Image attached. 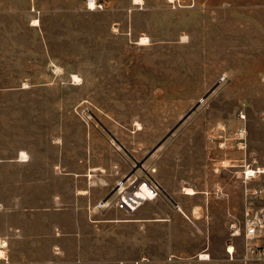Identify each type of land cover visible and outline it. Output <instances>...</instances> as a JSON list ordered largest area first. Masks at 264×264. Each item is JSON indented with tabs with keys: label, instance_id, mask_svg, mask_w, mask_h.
Wrapping results in <instances>:
<instances>
[{
	"label": "rangeland",
	"instance_id": "obj_1",
	"mask_svg": "<svg viewBox=\"0 0 264 264\" xmlns=\"http://www.w3.org/2000/svg\"><path fill=\"white\" fill-rule=\"evenodd\" d=\"M37 161L160 194L101 210ZM0 177V264H264V0H0Z\"/></svg>",
	"mask_w": 264,
	"mask_h": 264
},
{
	"label": "built area",
	"instance_id": "obj_2",
	"mask_svg": "<svg viewBox=\"0 0 264 264\" xmlns=\"http://www.w3.org/2000/svg\"><path fill=\"white\" fill-rule=\"evenodd\" d=\"M263 193V189L257 190ZM160 194L159 185L151 177L147 176H124L116 183L115 189L111 195L107 196L98 203L100 206H113L118 210L130 212L134 211L144 202L155 199ZM249 215V211H245ZM263 226V221L257 215L246 218L245 236L255 237ZM231 253L230 250H228Z\"/></svg>",
	"mask_w": 264,
	"mask_h": 264
},
{
	"label": "crops",
	"instance_id": "obj_3",
	"mask_svg": "<svg viewBox=\"0 0 264 264\" xmlns=\"http://www.w3.org/2000/svg\"><path fill=\"white\" fill-rule=\"evenodd\" d=\"M20 152L22 151H19L18 154H20ZM16 163L18 165H23V164H26V161L27 159L25 158H16ZM56 165L57 163H49L48 164V167H47V171H46V174H41L40 171H44L46 168L45 166H41L39 164V161L37 162H33L32 164V169H33V177H31V180H55L58 176V178H61V179H66V176H70V180H74L73 183H71V192L72 194L76 197V196H85V195H88L90 193L94 195L95 199L97 201H100V200H103L104 198H106V196L109 194L110 192V186H112L113 184H115L117 182V180H109L108 178H105L103 177L102 179H99V180H91V177H92V174L91 173H88L86 174L87 176L89 175V180H87V182L85 181V184L84 185H80V181L82 180V175H85L84 172H75V171H70V172H65V173H62L60 175H57V171H56ZM22 173V172H21ZM74 176V178L72 177ZM0 179H2L0 177ZM17 180H24L23 177H18ZM56 190H55V187H52V193L49 194V200L51 202H53L55 204V201H56V198H57V195H56ZM49 201V202H50ZM150 201V200H149ZM100 208L99 209H103V210H111V209H114L115 211H120L118 209H116L115 207L113 206H106L103 205V206H99ZM41 210L40 211H45V212H52V211H58L59 208H56L55 206H43L40 208Z\"/></svg>",
	"mask_w": 264,
	"mask_h": 264
},
{
	"label": "water",
	"instance_id": "obj_4",
	"mask_svg": "<svg viewBox=\"0 0 264 264\" xmlns=\"http://www.w3.org/2000/svg\"><path fill=\"white\" fill-rule=\"evenodd\" d=\"M215 87V85L212 87V88H210L209 90H208V92L203 96V97H201L199 100H198V102L179 120V122L163 137V139L160 141V143L169 135V134H171V132L175 129V127L176 126H178V124L179 123H181L185 118H186V116L199 104V102L205 97V96H207V94H209L210 92H211V90L213 89Z\"/></svg>",
	"mask_w": 264,
	"mask_h": 264
},
{
	"label": "bare ground",
	"instance_id": "obj_5",
	"mask_svg": "<svg viewBox=\"0 0 264 264\" xmlns=\"http://www.w3.org/2000/svg\"><path fill=\"white\" fill-rule=\"evenodd\" d=\"M141 40H144L143 38H141ZM143 42V41H142ZM141 42V43H142ZM247 173H254V171H252L251 169H249L248 171H247ZM184 191H185V193L186 194H193L194 193V190H193V188H191V187H185L184 188ZM1 252V251H0Z\"/></svg>",
	"mask_w": 264,
	"mask_h": 264
},
{
	"label": "snow or ice",
	"instance_id": "obj_6",
	"mask_svg": "<svg viewBox=\"0 0 264 264\" xmlns=\"http://www.w3.org/2000/svg\"><path fill=\"white\" fill-rule=\"evenodd\" d=\"M145 43H146V41H145ZM23 155V154H22ZM26 158V157H25Z\"/></svg>",
	"mask_w": 264,
	"mask_h": 264
}]
</instances>
